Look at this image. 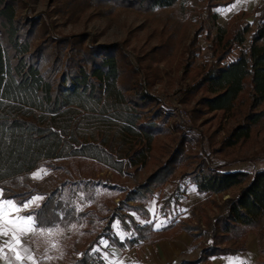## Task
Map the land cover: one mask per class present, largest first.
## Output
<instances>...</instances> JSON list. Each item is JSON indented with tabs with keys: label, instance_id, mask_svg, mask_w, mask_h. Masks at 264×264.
<instances>
[{
	"label": "trees",
	"instance_id": "16d2710c",
	"mask_svg": "<svg viewBox=\"0 0 264 264\" xmlns=\"http://www.w3.org/2000/svg\"><path fill=\"white\" fill-rule=\"evenodd\" d=\"M118 2L151 10L170 7L176 0ZM205 2L206 20L201 19L200 24L209 39L211 60L200 66L192 82L185 84L181 102L196 98L194 116L195 111H219L235 118V125L222 141L224 147H234L246 140L252 127L264 119V0L251 14L236 13L230 29L213 37L207 28L216 26L212 8L222 1ZM246 16L252 18L244 24L241 20ZM14 17L13 4L0 0V183L13 184L12 188L1 187L4 198L22 204L35 195L36 185L27 177L21 181L18 178L42 162L54 164L87 158L113 171H119L123 165L143 167L153 141L166 128L169 118L160 108L149 109L154 98L141 86L120 83L116 45L89 47L82 36L69 37L59 42L65 52L61 51L55 57L56 64L45 70L40 60L45 45L42 49L33 48L32 37L29 33L20 35ZM235 44L240 46L238 56L227 59ZM245 92L248 106L241 111L238 102ZM179 138L175 156L169 157L150 179L128 192L125 202L136 203L125 208L148 218L145 204L153 196L150 184L156 180L154 188L159 187L186 160L180 153L187 134L181 132ZM197 156V163H188H193L192 171H184L179 178L188 176L198 192L222 194L233 188L237 190L217 205L216 212L206 218L203 226L197 221L194 225L179 222V228L184 224L194 242L203 239L205 243L196 263L244 252L247 234L258 233L264 216V169L253 174L222 171L223 165H212L203 156ZM95 186L84 184L71 191L59 188L41 193L44 199L31 211L37 226H77L86 221L91 227L100 228L99 235L70 264H103L94 252L89 253L101 236L118 247L131 246L138 241L161 239L166 231L178 225L176 222L160 228L150 240L151 224L130 222L131 228L126 225L125 229L131 230L134 238L119 241L109 230L110 219L103 223L105 217L101 213L107 206L100 201ZM261 246L259 243L260 251H264ZM250 264H264V258Z\"/></svg>",
	"mask_w": 264,
	"mask_h": 264
},
{
	"label": "rangeland",
	"instance_id": "374dc122",
	"mask_svg": "<svg viewBox=\"0 0 264 264\" xmlns=\"http://www.w3.org/2000/svg\"><path fill=\"white\" fill-rule=\"evenodd\" d=\"M4 1L12 3L15 8L14 21L20 35L21 32L25 35L29 33L33 48L39 46L42 49L45 45V51H40L41 64L45 70L56 64L55 57L61 51L65 52L59 47V42L71 39L69 37L82 36L89 47L116 45L121 68L120 83L141 86L146 94L154 98L149 109L160 108L169 118L165 126L167 129L163 127L153 141L150 156L143 167L123 165L119 171H113L87 158H71L54 164L42 162L27 175L18 178L21 181L27 177L33 182L36 187L34 184L31 187H35V195L59 188L71 191L77 185L96 184L94 189L100 194V201L106 208L109 207V210L101 213L105 217L103 223L112 215L121 217L117 220L121 221L118 232L128 237L131 230L125 229V226L131 228L130 222L139 225L151 223L154 229L176 222L194 225L197 221L203 226L206 218L216 212L217 205L235 194L236 188L222 194L198 192L188 176L179 178L184 171H192L193 163L198 160L197 154L212 165H223L222 171L253 174L264 169V119L252 127L246 140L234 147H224L222 141L235 125L236 119L219 111H195L194 116L192 109L197 107L196 98L181 102L185 84L192 82L200 66L207 65L211 60L209 39L200 24L201 19L206 20V12L203 11L205 0H176L170 7H154L151 10L120 4L118 0ZM221 1V4L212 8L216 15V26L211 27L209 21L207 24L210 26V29L207 28L210 37L220 31L227 32L236 13L244 11L251 14L262 4V0ZM251 18L246 16L241 21L245 24ZM239 49L240 46L235 44L227 59L236 58ZM245 96L246 92L238 102L241 111H245L248 106ZM175 124L179 130L174 128ZM181 132H185L189 138L182 142L180 153L186 160L174 170V176L167 182L157 188H154L156 180L150 184L153 196L145 204L148 218L125 208L136 203L125 202L128 192L150 179L151 174L164 165L169 157L175 156ZM190 162L193 163L188 164ZM40 169H45L47 174H42L38 179L33 178V174ZM2 186L12 188L13 184L0 183V189ZM54 197L57 196L54 194ZM256 231L263 234L249 232L244 252L212 257L198 263L194 260V264H228L229 259H234L235 264H250L257 258L263 259L264 251H260L259 243L261 248L264 247V216ZM93 232L91 238L100 233V228H95ZM204 244L203 239L196 242V258ZM86 247V244L84 247L78 246V252H74L64 264H70V261L78 258L80 254L77 253H82ZM93 250L91 253H95Z\"/></svg>",
	"mask_w": 264,
	"mask_h": 264
},
{
	"label": "crops",
	"instance_id": "0c3cea01",
	"mask_svg": "<svg viewBox=\"0 0 264 264\" xmlns=\"http://www.w3.org/2000/svg\"><path fill=\"white\" fill-rule=\"evenodd\" d=\"M36 208L34 207L30 211L21 212L20 215H32L31 211ZM106 210H109V207ZM120 218L115 215L109 218V230L119 241L127 242V240L134 238L135 235L131 236V231L130 233L128 232V237L126 234L124 236L119 234L120 232L118 231H120L121 221L117 222V220ZM166 225H162L158 229H154L151 226L149 239L153 240L156 236V231ZM184 227L183 224L179 228L178 223L177 226L175 225L166 231L165 236L161 239L156 241H138L131 246L125 244L123 247H118L109 241L107 237L101 236L93 244L89 252L91 253L95 248V255H97L103 264H194L192 262L196 259V242L193 241V237ZM37 228L43 229L45 235H28L23 238L25 247L30 249V253L34 258V261L25 258L23 264H64L66 259L72 258L74 252H78V249H76L78 246L81 245L84 247L85 244L88 245L99 235L96 234L94 238L92 237L93 239L91 238L93 230L95 228L99 230V228L91 227L86 221L77 226L72 224L65 226L53 224L50 226H37ZM47 233H51V235ZM8 239L9 237L0 236V245ZM101 240L107 243V247L101 243ZM52 245H55V247ZM5 254L9 258L5 259L0 254V264H21V262L15 260L11 253H8L7 249H5ZM77 254L81 253L79 252Z\"/></svg>",
	"mask_w": 264,
	"mask_h": 264
},
{
	"label": "snow or ice",
	"instance_id": "6c2138e0",
	"mask_svg": "<svg viewBox=\"0 0 264 264\" xmlns=\"http://www.w3.org/2000/svg\"><path fill=\"white\" fill-rule=\"evenodd\" d=\"M46 175L45 169H40L33 174V178H41V175ZM44 198L40 195L32 196L22 204H17L13 200L5 199L3 190L0 189V236L9 237L2 245H0V254L3 258L8 259V255L5 254V249L8 253L14 256L16 261L21 262L25 258L33 260L30 253V249L25 247L23 238L28 235H45L43 229L37 228V222L33 215H20L21 212L30 211L34 207H39L40 202ZM51 235V233H47ZM101 243L107 247V243L101 240ZM55 247V245H52ZM26 254V256H25ZM228 264H235L234 259H229Z\"/></svg>",
	"mask_w": 264,
	"mask_h": 264
}]
</instances>
